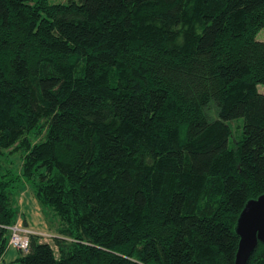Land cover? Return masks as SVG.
Masks as SVG:
<instances>
[{"label": "trees", "instance_id": "1", "mask_svg": "<svg viewBox=\"0 0 264 264\" xmlns=\"http://www.w3.org/2000/svg\"><path fill=\"white\" fill-rule=\"evenodd\" d=\"M262 29L264 0H0V259L27 184L56 234L18 264H235Z\"/></svg>", "mask_w": 264, "mask_h": 264}, {"label": "water", "instance_id": "2", "mask_svg": "<svg viewBox=\"0 0 264 264\" xmlns=\"http://www.w3.org/2000/svg\"><path fill=\"white\" fill-rule=\"evenodd\" d=\"M235 232L239 236L235 264H248L257 246L264 245V194L247 202Z\"/></svg>", "mask_w": 264, "mask_h": 264}, {"label": "rangeland", "instance_id": "3", "mask_svg": "<svg viewBox=\"0 0 264 264\" xmlns=\"http://www.w3.org/2000/svg\"><path fill=\"white\" fill-rule=\"evenodd\" d=\"M51 1L52 2H67L69 0H51ZM257 40L264 41V29L258 32ZM259 90L261 92H264V85H260ZM207 114L211 119L217 118V115H218L217 108L215 106L209 107L207 110ZM236 134L237 133H235V135ZM236 136H238V134ZM24 188L25 189L21 190L23 192L20 194V198L18 199V205H17L19 206L20 214H19L18 220L13 226H21V227L27 228L31 230L32 232H34L36 235L41 236L43 241L45 242L47 241L48 243L53 244V236L55 237V234H56L55 231L51 229L49 222H47V220L45 219L46 216L42 212L41 207L37 203H34V201L31 199L32 194H31L30 187L26 184ZM24 218H27V220L29 218L30 222H32V225L34 224L36 225V227L23 226ZM52 220L53 219L51 217L49 221H52ZM11 234L12 232L10 230V235ZM10 249H12L13 251L15 250L18 253L20 252L11 245L8 246L7 251H9ZM3 257L0 259V264H1V260L3 259ZM7 262L2 263V264H18L17 262H11L9 260Z\"/></svg>", "mask_w": 264, "mask_h": 264}, {"label": "built area", "instance_id": "4", "mask_svg": "<svg viewBox=\"0 0 264 264\" xmlns=\"http://www.w3.org/2000/svg\"><path fill=\"white\" fill-rule=\"evenodd\" d=\"M30 231L22 228L21 226H15L12 232V242L17 249L27 251L30 243Z\"/></svg>", "mask_w": 264, "mask_h": 264}, {"label": "crops", "instance_id": "5", "mask_svg": "<svg viewBox=\"0 0 264 264\" xmlns=\"http://www.w3.org/2000/svg\"><path fill=\"white\" fill-rule=\"evenodd\" d=\"M28 221H29L31 227H36V225H34V224L32 225V222H30L29 218H28ZM18 258H19V253L16 252L15 250L13 251L12 249H10L4 255L3 259L1 260V264L7 262L8 260L11 262H17Z\"/></svg>", "mask_w": 264, "mask_h": 264}, {"label": "bare ground", "instance_id": "6", "mask_svg": "<svg viewBox=\"0 0 264 264\" xmlns=\"http://www.w3.org/2000/svg\"><path fill=\"white\" fill-rule=\"evenodd\" d=\"M15 226H12L11 228H10V230H11V232H13V228H14ZM22 228H24V227H22ZM24 229H27V228H24ZM27 230H29V229H27ZM31 233H30V242H31V237H32V235H36L34 232H32L31 230H29ZM12 234L10 235V240H9V246L11 245V246H13L15 249H17L16 248V246L14 245V243L12 242ZM47 242V241H46ZM29 247H30V243H29ZM18 251H21V252H24V253H27L28 252V250L27 251H25V250H23V249H21V250H19V249H17Z\"/></svg>", "mask_w": 264, "mask_h": 264}]
</instances>
